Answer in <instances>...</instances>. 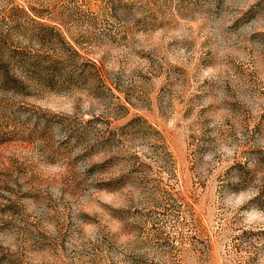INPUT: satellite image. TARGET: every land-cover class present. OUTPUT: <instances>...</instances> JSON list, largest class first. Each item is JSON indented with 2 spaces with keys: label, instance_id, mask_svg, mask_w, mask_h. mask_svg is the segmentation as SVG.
<instances>
[{
  "label": "rangeland",
  "instance_id": "1",
  "mask_svg": "<svg viewBox=\"0 0 264 264\" xmlns=\"http://www.w3.org/2000/svg\"><path fill=\"white\" fill-rule=\"evenodd\" d=\"M0 264H264V0H0Z\"/></svg>",
  "mask_w": 264,
  "mask_h": 264
}]
</instances>
